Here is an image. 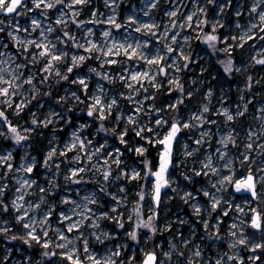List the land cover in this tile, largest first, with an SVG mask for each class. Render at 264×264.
<instances>
[{"label":"snow or ice","instance_id":"6c2138e0","mask_svg":"<svg viewBox=\"0 0 264 264\" xmlns=\"http://www.w3.org/2000/svg\"><path fill=\"white\" fill-rule=\"evenodd\" d=\"M193 41L227 89L183 79L200 59ZM257 68L264 0H0V139L13 142L0 147V237L34 249L21 261L5 245L0 264H264ZM49 126L37 158L32 139ZM165 190L199 226L161 227Z\"/></svg>","mask_w":264,"mask_h":264},{"label":"rangeland","instance_id":"374dc122","mask_svg":"<svg viewBox=\"0 0 264 264\" xmlns=\"http://www.w3.org/2000/svg\"><path fill=\"white\" fill-rule=\"evenodd\" d=\"M94 3L98 7H100L101 10H104V0H94ZM190 6L191 5H189V7ZM126 8H127V5H124L122 8V11H126ZM85 12H87V9H85ZM26 21H27V17H25L23 20H21V23H26ZM96 27L99 29V28H102L104 26L99 25ZM97 35H99V32H97ZM192 54H193V56L198 55L200 57V59L198 61H194L190 65V67L187 70H185L184 78H183L185 81H188V80L195 78V79L200 80L201 84L203 85L204 79H207L211 83V85L217 89H227L228 88L229 85L222 78L217 76V73L219 72L220 69H219V65L216 63V60H217L216 54H213L210 51V49L207 48V46H205L203 43H201L199 41H193V43H192ZM201 67L206 68L207 72L202 74L200 72ZM254 74H256L257 76H264V69L257 68L255 70ZM67 87H68V85L66 83L62 84L60 90L63 91V89H66ZM232 87H233V92L231 93V95L233 96V99H235V85L233 84ZM203 90H204V87L202 86L201 91H203ZM255 92L257 94L264 95V88L257 87L255 89ZM164 98H168L170 100L171 96L162 91L161 99H164ZM41 103L42 104H48L47 101H41ZM31 110L32 111L37 110L35 103H33V105L31 106ZM40 112H41V114L47 112V107L42 108L40 110ZM77 112H78V114L82 113L79 111V109H77ZM83 115H84V113H83ZM9 116H10V118H13L10 110H9ZM29 120H30V117L27 114H21V118L15 120L14 122L23 123L24 121H29ZM52 127L53 126H49L48 129H42V130H40V133L36 135L38 137H43L46 140V144H45L46 147L44 148V152L47 149L48 141H50L52 139ZM60 138H61V140H63L65 138V135L63 133H60ZM12 143H13L12 141L0 139V147H9V146H11ZM24 152H25V148L23 147V145H20V146L16 147L14 154L17 156V159L19 160L20 157H22L24 155ZM31 152L33 155H36L37 158H39V153L37 152V150L33 146V139H32ZM148 155L150 158H153V160H154V152L151 149H150V152ZM137 159L138 158L135 156V154H131L130 158H129V163L131 164L134 160H137ZM257 191L258 192L261 191V188L259 185L257 186ZM169 196H172L173 199L169 200L168 199ZM232 198L234 201H239L241 197L236 195L235 193H233ZM243 198L244 199H250V197H248V196H244ZM150 206H151L150 204L146 205V208L150 207ZM161 208L163 209V211L161 213V227H163L164 222H167V221H173L174 222L176 217H180L181 219H184L185 217L191 218L192 222L196 223L197 226H199V221L195 220V218L193 217L191 206L185 205L184 203H182L181 200L179 199V196L175 195L173 192H171L169 190L167 192H165L162 196ZM3 218L9 219L10 217L4 216ZM108 226L111 227V224L109 223ZM178 227L185 234H187L191 225L187 222L184 223L182 226H179V225L173 223L172 231L175 232ZM167 236H168V233L166 231L161 234V238H166ZM206 243H210V242H206ZM6 245L8 248L13 250L14 257L18 260H21V261L23 260L22 252H28V251H22L19 248L15 249V247L12 245L11 240H9V243ZM130 247H135V245L130 242ZM14 249L16 250V252H14ZM97 250L99 251L100 248L97 247ZM29 253H31V252H29ZM13 264H15V261H13Z\"/></svg>","mask_w":264,"mask_h":264},{"label":"trees","instance_id":"16d2710c","mask_svg":"<svg viewBox=\"0 0 264 264\" xmlns=\"http://www.w3.org/2000/svg\"><path fill=\"white\" fill-rule=\"evenodd\" d=\"M76 115L82 116L83 113L78 114V112H76ZM45 144H46L45 138L38 137V136H35L33 138V146L35 147V149L39 153V158L44 153V148L46 147ZM8 243H9V240H5L3 237H0V255L3 254L4 246ZM12 245L15 247V249L19 248L22 251H28V252L34 251V249H29L28 246L21 240L12 241ZM15 249H14V252H16ZM52 264H59V262L57 260L53 259Z\"/></svg>","mask_w":264,"mask_h":264},{"label":"water","instance_id":"95a60500","mask_svg":"<svg viewBox=\"0 0 264 264\" xmlns=\"http://www.w3.org/2000/svg\"><path fill=\"white\" fill-rule=\"evenodd\" d=\"M167 191H168V190H165V191L162 192V194H161V198H162L163 194H164L165 192H167ZM241 195H243V194H241Z\"/></svg>","mask_w":264,"mask_h":264}]
</instances>
